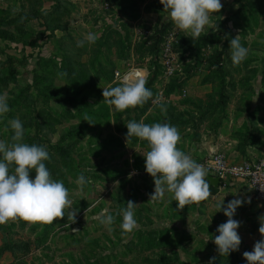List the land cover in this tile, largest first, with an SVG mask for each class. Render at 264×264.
<instances>
[{
  "label": "rangeland",
  "instance_id": "1",
  "mask_svg": "<svg viewBox=\"0 0 264 264\" xmlns=\"http://www.w3.org/2000/svg\"><path fill=\"white\" fill-rule=\"evenodd\" d=\"M221 3L211 17L216 27L201 33L213 34L202 44L205 58L178 87L174 77H162L149 50L159 25L178 30L160 0H0V95L10 108L0 116V140L11 142L9 121L19 119L23 142L46 148L44 163L69 190L70 211L77 210L73 224L65 215L52 224L0 225V264H209L211 258L212 264H248L243 253L264 238L258 231L264 203L248 185L209 184L206 201L183 209L168 192L149 201L155 185L145 170L148 142L126 139L129 121L173 125L181 137L177 148L207 175V159L193 151V139L222 140V151L234 160L264 156V0ZM88 33L98 36L96 42L77 47ZM237 35L249 51L234 66L229 43ZM215 50H221L220 69L209 67ZM190 61L188 54L178 56L183 69ZM131 67L144 69L147 81L154 78L147 87L153 97L117 111L105 103L103 88L119 86L113 69ZM160 91L170 100L154 104ZM81 173L91 180L82 191L76 183ZM234 199L243 201L233 216L241 244L221 256L214 240L228 217L217 205ZM129 200L137 204V227L122 234L117 213ZM105 209L115 216L111 231L100 223Z\"/></svg>",
  "mask_w": 264,
  "mask_h": 264
},
{
  "label": "clouds",
  "instance_id": "2",
  "mask_svg": "<svg viewBox=\"0 0 264 264\" xmlns=\"http://www.w3.org/2000/svg\"><path fill=\"white\" fill-rule=\"evenodd\" d=\"M160 3L168 11L176 28L187 32L193 39L199 38L206 26L216 27V24H211V17L223 8L221 0H160ZM97 39L96 34L88 33L84 40L77 43V47H83L85 41L94 44ZM229 48L234 66L246 59L249 50L242 46L240 35L230 40ZM146 84V74L138 69L124 74L119 86L103 88L102 95L109 106L117 111H124L143 106L153 97ZM161 110L166 111L163 107ZM9 111L6 95H0V116ZM84 121L89 122V118L85 117ZM9 124L14 131L11 142L0 140V225L18 220L29 224H52L64 219L65 215L71 224L75 223L77 210L70 211L72 200L69 198V190L62 181L52 178L44 163L50 159L48 151L43 146L23 142L24 127L19 119L10 120ZM126 127L127 140L134 136L148 142L149 150L143 155L145 170L153 178L155 185L149 201L162 199L165 192H168L177 202V207L183 209L185 206L206 201L212 195L206 180L205 166L177 148L181 137L175 126L168 123L149 125L142 121H129ZM33 170L34 179L30 178ZM76 183L82 191L91 180L81 173ZM242 203L241 199H234L226 207L222 208L223 201L217 205L218 211L223 210L228 217L225 223L217 227L219 235L214 240L221 256L237 251L241 244V237L237 232L240 222L234 220L233 216ZM136 205L129 200L126 207L119 209L117 213L123 217L120 225L122 234L131 233L137 227L134 218ZM106 212L105 209L100 213V223L111 231L115 216L106 215ZM259 221L258 231L264 237V216L259 217ZM243 256L248 264H264V238L254 244L251 252L245 251ZM214 259L211 258L209 264Z\"/></svg>",
  "mask_w": 264,
  "mask_h": 264
},
{
  "label": "built area",
  "instance_id": "3",
  "mask_svg": "<svg viewBox=\"0 0 264 264\" xmlns=\"http://www.w3.org/2000/svg\"><path fill=\"white\" fill-rule=\"evenodd\" d=\"M180 30L168 29L163 35L160 49L158 52V63L162 71L161 75L165 79L173 77L184 78V69L178 63V54L174 51V44L177 43ZM139 35V37H138ZM142 33H137V40L140 39ZM143 70L147 76V72L142 68H128L126 71H121L119 68L113 70L114 80L121 81L124 74L134 72L135 70ZM185 93L184 90H181ZM162 91L159 92V97L162 98ZM207 169L219 178V181L226 182L227 180H239L245 182L251 190L253 197L264 203V156L254 157L243 160L229 159L228 155L222 150L211 152L206 162Z\"/></svg>",
  "mask_w": 264,
  "mask_h": 264
},
{
  "label": "trees",
  "instance_id": "4",
  "mask_svg": "<svg viewBox=\"0 0 264 264\" xmlns=\"http://www.w3.org/2000/svg\"><path fill=\"white\" fill-rule=\"evenodd\" d=\"M169 28H167L164 24L159 25V27L156 29V31L150 35L149 39L151 40V45H150V53L152 54V57L154 58V63L158 66L161 67L160 64L158 63V52L160 49V43L162 42V37L163 35L168 31ZM181 36V37H179ZM178 38L179 40L177 41L176 44H174V51L178 54V56L184 58L186 54H188V57L190 58V63L187 64V67L184 69V74L185 77L187 76H192L194 72L196 71V68L201 64V61L205 58L202 50V44L206 43L204 39H209L211 36H213L212 33H204L200 35L199 38L193 39L190 35H179ZM142 37H140L137 42H140ZM214 42V41H213ZM213 42L211 44H213ZM221 50H215L213 53V56L210 57L212 62L210 63L209 67L216 66L218 69H220L221 65ZM207 59V58H206ZM209 59V58H208ZM222 64V63H221ZM114 70V69H113ZM184 77V79H185ZM153 77H151L146 84V87H149L151 82L153 81ZM172 79V78H171ZM174 83L178 87L183 83V78L180 79L179 77H174ZM225 83V82H224ZM223 95V94H221ZM234 160V159H232ZM221 182V181H220Z\"/></svg>",
  "mask_w": 264,
  "mask_h": 264
},
{
  "label": "crops",
  "instance_id": "5",
  "mask_svg": "<svg viewBox=\"0 0 264 264\" xmlns=\"http://www.w3.org/2000/svg\"><path fill=\"white\" fill-rule=\"evenodd\" d=\"M167 100H170V99H166L165 97L160 98L158 95H155V97L153 98L154 104H155V102H158V101H167ZM191 141H192L191 143H192L193 151L197 152L200 155V157L205 154L204 157L207 160H208V156L210 155V153H208L209 150L217 151V150H223L224 149V144H223L222 140H210L206 137H203L201 139H193ZM229 159H231V158L229 157ZM207 160H206V162H207ZM210 175H213V174L210 172ZM207 176H209V175H207ZM219 184H221V182H219Z\"/></svg>",
  "mask_w": 264,
  "mask_h": 264
},
{
  "label": "water",
  "instance_id": "6",
  "mask_svg": "<svg viewBox=\"0 0 264 264\" xmlns=\"http://www.w3.org/2000/svg\"><path fill=\"white\" fill-rule=\"evenodd\" d=\"M207 180L209 181V184H211L214 187H217L219 185V178L217 176L209 175L207 176Z\"/></svg>",
  "mask_w": 264,
  "mask_h": 264
}]
</instances>
